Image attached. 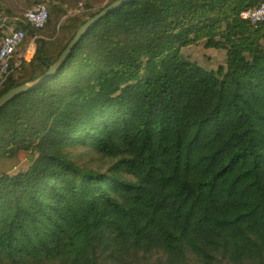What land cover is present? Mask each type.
<instances>
[{"label": "trees", "instance_id": "obj_1", "mask_svg": "<svg viewBox=\"0 0 264 264\" xmlns=\"http://www.w3.org/2000/svg\"><path fill=\"white\" fill-rule=\"evenodd\" d=\"M114 1L0 0L25 33L0 96ZM261 1L132 0L0 108V264H264V22L240 17Z\"/></svg>", "mask_w": 264, "mask_h": 264}, {"label": "built area", "instance_id": "obj_2", "mask_svg": "<svg viewBox=\"0 0 264 264\" xmlns=\"http://www.w3.org/2000/svg\"><path fill=\"white\" fill-rule=\"evenodd\" d=\"M240 17L255 24L264 22V0L256 6L245 8L241 11ZM25 20L34 28L42 27L48 18V9L46 4L38 3L24 13ZM0 27H4V35L0 38V88L7 81L10 72V61L16 51L17 47L21 44L25 37L22 29L17 28L12 20L2 16L0 18ZM37 36L32 38L25 51L23 52V59L30 61L36 51L35 40Z\"/></svg>", "mask_w": 264, "mask_h": 264}, {"label": "water", "instance_id": "obj_3", "mask_svg": "<svg viewBox=\"0 0 264 264\" xmlns=\"http://www.w3.org/2000/svg\"><path fill=\"white\" fill-rule=\"evenodd\" d=\"M132 0H116L113 3L105 6L102 10H100L97 14L89 18L85 23H83L76 31L75 35L72 37L70 42L67 44V46L64 48V50L60 53L58 58L54 61L53 64L50 65L48 70L45 72L43 76L37 77L33 80L24 82L18 86L12 87L9 90H7L4 94L0 96V108L6 104L8 101H10L12 98H14L17 95H20L31 88L38 85L41 81H43L46 77H49L51 74H53L55 71H57L62 64L64 63L65 59L69 55V53L72 51L74 46L79 42L83 34L97 21H99L101 18H103L106 14L109 12L129 3Z\"/></svg>", "mask_w": 264, "mask_h": 264}, {"label": "rangeland", "instance_id": "obj_4", "mask_svg": "<svg viewBox=\"0 0 264 264\" xmlns=\"http://www.w3.org/2000/svg\"><path fill=\"white\" fill-rule=\"evenodd\" d=\"M2 16H5V15H1L0 18ZM184 53L207 70L215 71V69L221 63L225 62L224 61V58H225L224 51L215 50V49H205L201 44L193 45L189 48H186L184 50ZM76 153L78 152H75V154ZM163 257L164 256L162 255H150L147 257H140V259L135 264H162L163 259H164ZM189 259H190L189 264H196L192 256L189 255Z\"/></svg>", "mask_w": 264, "mask_h": 264}]
</instances>
